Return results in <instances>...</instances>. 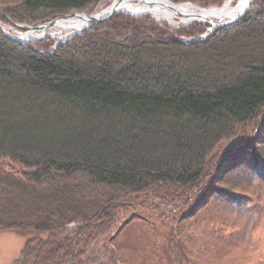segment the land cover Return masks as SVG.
<instances>
[{
	"label": "trees",
	"instance_id": "1",
	"mask_svg": "<svg viewBox=\"0 0 264 264\" xmlns=\"http://www.w3.org/2000/svg\"><path fill=\"white\" fill-rule=\"evenodd\" d=\"M100 1L0 0V20ZM252 4L202 38L210 22L127 13L54 49L0 30V230L26 235L10 264H240L235 227L264 200V0Z\"/></svg>",
	"mask_w": 264,
	"mask_h": 264
},
{
	"label": "rangeland",
	"instance_id": "2",
	"mask_svg": "<svg viewBox=\"0 0 264 264\" xmlns=\"http://www.w3.org/2000/svg\"><path fill=\"white\" fill-rule=\"evenodd\" d=\"M110 2L111 0H101L100 2L97 3L93 11H90V12L86 11V13L93 14L95 12H98L100 11V9L107 6ZM181 2H186V1H181ZM252 2L253 0L251 1L249 5V9L252 8V5H253ZM176 3H180V2H176ZM221 4L208 5V6H220ZM199 6H202V5H199ZM147 15L151 18L149 14ZM154 21L159 22V23H165L172 28H175V27L188 28L189 26H193V24H198V23H195V21H191L188 24H185V22H181L179 18L176 19V21H178L177 24H170V23H167L164 21H158V20H154ZM199 22L200 24H204V25L208 23L207 21H199ZM214 22H218V20L216 21L215 19ZM0 25L2 26L3 29L9 31L10 33L14 35H18L22 32H26V30L20 29L8 21L0 20ZM209 27H211V22H210V25H206L207 29H205L204 32H208V34L211 33L208 31ZM58 29H59L58 26H51V27L46 28L48 32L49 31L58 32ZM0 30L2 31L1 28ZM62 33H64V31H62ZM55 40L56 38H54L52 35L45 34L44 36L39 37L35 40H28L26 41V43L38 44L39 42H46L48 44H51V48H53ZM262 203H263V208H262L261 213L259 214H253V213L245 214L244 213V215L242 216V219L245 224H237V226L235 227V229L237 228L239 232L241 231L242 237L238 241V243L240 244L236 245L232 249L230 255H232L234 259L238 260L240 264H264V200ZM146 212H149V211H146ZM145 216H148V215L145 213ZM146 220L152 222L153 224H160V220L156 216H152ZM242 227H245V229L242 230ZM25 240H26V235L21 232H18L12 229L0 230V264H10L11 261L19 255L25 243ZM124 240L127 242H132L134 240V236L127 235L124 238ZM102 260L103 258L99 256L98 260L92 264H100V261ZM165 261H166L165 258H163L161 261V264H165Z\"/></svg>",
	"mask_w": 264,
	"mask_h": 264
},
{
	"label": "bare ground",
	"instance_id": "3",
	"mask_svg": "<svg viewBox=\"0 0 264 264\" xmlns=\"http://www.w3.org/2000/svg\"><path fill=\"white\" fill-rule=\"evenodd\" d=\"M119 2H121V4ZM250 2L251 0H224L223 4L220 6H211L208 9H202L192 6L189 3L167 5L163 3L162 0H111V2L107 6L100 9V11L106 10L115 4H120L121 10L131 13L149 14L158 21L177 24V18H179L181 22L189 20L187 15L194 17L204 14L205 17L210 20H228L241 13L250 5ZM85 15L86 14L69 16L59 20L58 23L54 25L58 26V32H48V30L42 32L39 29H29L19 35L34 39L42 37L46 33H50L54 38L68 36L87 23V16ZM62 31H64V33H62Z\"/></svg>",
	"mask_w": 264,
	"mask_h": 264
},
{
	"label": "water",
	"instance_id": "4",
	"mask_svg": "<svg viewBox=\"0 0 264 264\" xmlns=\"http://www.w3.org/2000/svg\"><path fill=\"white\" fill-rule=\"evenodd\" d=\"M162 1H163V3H165L167 5L178 4V3H173V2H171L169 0H162ZM119 3L121 4V2H119ZM180 3H189L192 6H195V7H198V8H202V9H208L209 7H211V6H207V7H205V6H199L197 4H193V3L189 2V1L180 2ZM120 4H117V5L115 4V5L107 8L106 10L98 11V12H95L93 14H88V13H86L84 11H80V12H76L75 11V12H71L69 14H65L63 16L56 17V18H54L52 20L45 21V22L38 23V24H34V25H27V24H23V23H20V22L13 21V20H10V21L16 27H18L20 29H23V30H26V31L29 30V29H39L42 32H45L46 31V28L51 27V26H54L61 19H64V18L69 17V16H79L81 14H86L85 16H87V23L85 25L81 26L80 28H78V30L76 32H73V33H71L68 36H60V37L56 38V40L54 42V45H53V48H52V49H54V48L57 47V45L60 42L66 41L67 39H70L73 36H75L77 34H80L83 30L88 29L91 25H93V24H95V23L103 20L106 17H110V16H112L114 14H117V13H127V14H131V15H133L135 17H140V16L147 15L145 13H131V12H128V11L121 10L120 9ZM248 9H249V6L246 7L236 17L230 18L228 20L218 21V22H214L215 20L212 21V20L206 18L204 14H201L199 16H194V17H191L190 15H187V17H188L189 20H187L185 22V24H188L191 21H207V22H211V27L208 28V31L209 32H212V31L216 30L219 27L232 25L238 19H240L244 15V13H246L248 11ZM151 18L154 19L152 16H151ZM154 20H156V19H154ZM0 28L2 29L3 34L7 38L12 39L14 41H17V42H26L28 40H35L34 38H31V37L26 38L25 36H22V35H19V34L18 35L11 34L9 31L3 29L1 25H0ZM46 34L51 35L50 33H46ZM207 34H208V32H204L203 34L198 35L197 38H202V37L206 36Z\"/></svg>",
	"mask_w": 264,
	"mask_h": 264
}]
</instances>
